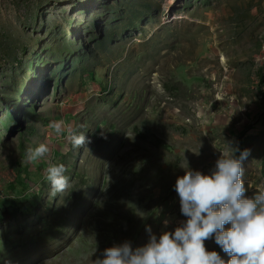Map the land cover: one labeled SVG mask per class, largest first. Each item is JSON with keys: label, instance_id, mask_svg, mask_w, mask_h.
Returning a JSON list of instances; mask_svg holds the SVG:
<instances>
[{"label": "rangeland", "instance_id": "374dc122", "mask_svg": "<svg viewBox=\"0 0 264 264\" xmlns=\"http://www.w3.org/2000/svg\"><path fill=\"white\" fill-rule=\"evenodd\" d=\"M61 119L90 142L49 136ZM46 141L45 160L23 162ZM228 142L247 150L251 197L264 184V0H0V264H94L147 244L148 227L174 231L187 219L177 177L210 174ZM49 162L67 169L63 194Z\"/></svg>", "mask_w": 264, "mask_h": 264}, {"label": "clouds", "instance_id": "9594fccd", "mask_svg": "<svg viewBox=\"0 0 264 264\" xmlns=\"http://www.w3.org/2000/svg\"><path fill=\"white\" fill-rule=\"evenodd\" d=\"M48 129L49 136L66 133L73 148H82L90 142L63 119L51 121ZM51 147L47 141L29 147L23 162L45 160ZM228 147L230 151H221L210 174L186 169L183 176L177 177L174 190L180 211L187 219L174 231H165L157 237L148 227L147 244L133 249L125 241L105 248L102 258H97L94 264H264V184L257 186L251 197L246 195L242 161L247 150L240 152L232 142H228ZM66 171L63 164L50 162L45 169L52 196L63 194L70 187ZM211 239L227 254V261L217 251L206 249L205 241Z\"/></svg>", "mask_w": 264, "mask_h": 264}, {"label": "trees", "instance_id": "16d2710c", "mask_svg": "<svg viewBox=\"0 0 264 264\" xmlns=\"http://www.w3.org/2000/svg\"><path fill=\"white\" fill-rule=\"evenodd\" d=\"M239 149H240V152H243L244 151V149H242V148H239ZM240 152H237V156L240 155Z\"/></svg>", "mask_w": 264, "mask_h": 264}]
</instances>
